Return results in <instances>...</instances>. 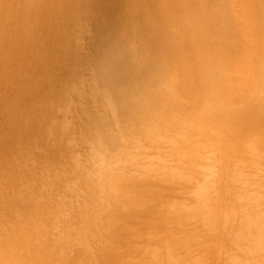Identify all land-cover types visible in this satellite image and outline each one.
Masks as SVG:
<instances>
[{"label":"rangeland","instance_id":"1","mask_svg":"<svg viewBox=\"0 0 264 264\" xmlns=\"http://www.w3.org/2000/svg\"><path fill=\"white\" fill-rule=\"evenodd\" d=\"M172 2L0 0V264H264V8L208 0L246 46L227 75Z\"/></svg>","mask_w":264,"mask_h":264},{"label":"bare ground","instance_id":"2","mask_svg":"<svg viewBox=\"0 0 264 264\" xmlns=\"http://www.w3.org/2000/svg\"><path fill=\"white\" fill-rule=\"evenodd\" d=\"M218 1H220V0H218ZM209 2H210V0H209ZM209 2H208V0H173V2H172L173 6L171 5L172 8H171V12L169 13L170 18L173 19L175 22H177L180 26L181 25H185V27H186V32L185 33L181 32L182 35L181 36H177V40L178 41H176L175 39L174 40L176 42H179L180 45H179L178 48H180V51L182 52L183 56L188 60V62L190 61L193 65L198 66L200 68H203L204 71L206 69V70H210V71L213 72V70L218 69V70H221V71L223 70L228 75V73H230L229 71H235L236 68H234V64L237 63V62L240 63L241 59L242 58L244 59V56H245L244 51L246 49V46H244V45H242L240 43L241 40H240V38L238 36V35H240V33L239 32L237 33V31L235 30V26L237 25L236 22L229 23L230 24V26H228L229 28H225L224 25L220 24L221 19L218 18V17H221L220 15L218 17L216 15V19L218 18L217 21H216V19L215 20L212 19V14H213V16H215L214 14L218 13V12H216L218 10H216L215 13H212V11H213L212 8L214 6L212 7L213 4L211 3L212 4L211 5L212 8H211L208 5ZM261 5L264 8V0H261ZM216 6H218L219 10L221 9L219 7V5H216ZM167 7H168V5H167ZM259 8H261V7H259ZM263 8H261V9H263ZM220 11H222V10H220ZM224 12L222 11V14ZM219 14H220V12H219ZM226 18L230 19L227 16H226ZM224 19L225 18H223V21H225ZM167 20H169L168 18H166V22H169ZM155 22H156V19H155ZM172 25H174V24H172ZM238 26H240V25H238ZM182 27H184V26H182ZM240 27H242V26H240ZM115 29L116 28H114V33L117 36V39L114 42L115 51H117L118 55L121 56V58H122L123 57L122 53H123L124 49L126 48V44H125V41H123L122 39L120 40V38L118 36V33L121 36L124 33L126 34L125 30H127V32H129L130 30H128V29L120 30L119 29V31H117V29L116 30ZM208 35L209 36L213 35V37L210 38V37H208ZM156 36H157V34H156ZM262 42L264 43V39L262 40ZM256 47H254V48H256ZM259 56L264 58V47H262L260 49ZM256 57H258V56L256 55ZM116 58H117V56H116ZM185 58H184V60H185ZM123 59H125V57H123ZM185 66L186 65L184 64L183 67H185ZM187 66H188V64H187ZM123 68H125V67H123ZM191 69H192V67H191ZM229 78H230V76H229ZM221 87H223V86H221ZM255 94L256 93L254 92L253 95H255ZM22 95L23 94H21V93L18 94L16 96V98L13 99V101L11 102L12 106H13V108L15 110H17L18 108H20L22 106V97L25 96V95H23V96ZM255 97H257V95H255ZM253 102H255V101H253ZM253 102H251L252 104L249 103L250 107L248 105H246V106L249 107L248 111H247V107H246L247 114H249L251 120L253 121L252 123H255L261 129H264V106H263L264 99H261V100L258 99V100H256L255 103H253ZM5 106H6V104H5ZM10 109H12V108H10ZM21 110H22V108H21ZM17 111H20V110H17ZM244 113H246V112H244ZM235 116H236V114H235ZM249 116H247V117H249ZM245 125H246V122H245ZM259 131H261V130H259Z\"/></svg>","mask_w":264,"mask_h":264}]
</instances>
